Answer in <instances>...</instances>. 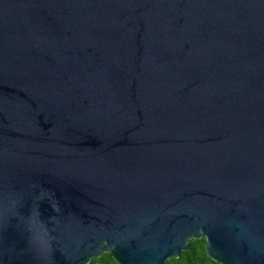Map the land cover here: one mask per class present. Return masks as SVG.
<instances>
[{"label":"water","instance_id":"95a60500","mask_svg":"<svg viewBox=\"0 0 264 264\" xmlns=\"http://www.w3.org/2000/svg\"><path fill=\"white\" fill-rule=\"evenodd\" d=\"M264 264V0H0V264Z\"/></svg>","mask_w":264,"mask_h":264},{"label":"trees","instance_id":"16d2710c","mask_svg":"<svg viewBox=\"0 0 264 264\" xmlns=\"http://www.w3.org/2000/svg\"><path fill=\"white\" fill-rule=\"evenodd\" d=\"M204 238L191 239L188 249L183 250L178 257L169 258L166 264H223L211 259L204 248ZM88 264H117L109 252L94 257Z\"/></svg>","mask_w":264,"mask_h":264}]
</instances>
